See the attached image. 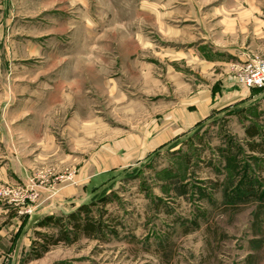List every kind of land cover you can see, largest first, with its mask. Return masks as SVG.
Returning <instances> with one entry per match:
<instances>
[{
	"label": "rangeland",
	"instance_id": "1",
	"mask_svg": "<svg viewBox=\"0 0 264 264\" xmlns=\"http://www.w3.org/2000/svg\"><path fill=\"white\" fill-rule=\"evenodd\" d=\"M222 1L0 0V264H264L245 134L264 132V87L183 57L221 56ZM182 108L199 114L188 126ZM76 182L103 234L28 261L36 222Z\"/></svg>",
	"mask_w": 264,
	"mask_h": 264
},
{
	"label": "crops",
	"instance_id": "2",
	"mask_svg": "<svg viewBox=\"0 0 264 264\" xmlns=\"http://www.w3.org/2000/svg\"><path fill=\"white\" fill-rule=\"evenodd\" d=\"M216 11L221 15L211 28L214 36H211L210 44L212 46L210 47L215 48L214 50L218 53H222L221 56L217 59H213V57L210 59L197 49L184 53L183 57L186 59L189 56L206 71L218 67L219 74L222 76L221 84L225 85L229 82L232 85L236 83L233 80L235 78L230 77L235 66L234 59L245 61L252 55L264 59V0H249L243 3H240V0H223ZM205 43L201 44L205 45ZM198 105L199 113L206 110L205 104L199 102ZM197 115L199 114L193 115L185 112L182 108L177 116L181 119L180 123L183 126H188L193 117ZM149 145L154 146L152 143ZM141 151L144 153L147 150H144L143 147ZM102 164L108 163L102 161ZM82 185V183L76 182L74 185L62 187L52 204L54 210L49 211L50 208H48L44 213L47 215L68 213L78 207L80 203H85L83 200L87 188L84 190ZM65 203L67 204L65 205ZM66 206L68 209H65Z\"/></svg>",
	"mask_w": 264,
	"mask_h": 264
},
{
	"label": "trees",
	"instance_id": "3",
	"mask_svg": "<svg viewBox=\"0 0 264 264\" xmlns=\"http://www.w3.org/2000/svg\"><path fill=\"white\" fill-rule=\"evenodd\" d=\"M245 134L249 139L247 146L253 155L251 159L262 174L264 173V132L260 126L253 124L245 128ZM262 183L264 185V182ZM256 196L251 193V202L256 201ZM94 206V202L91 201L69 212L66 217L46 215L39 219L35 224L34 238L26 254L27 260H38L52 247L60 244L70 245L80 237L87 239L100 237L105 226L92 215L91 209ZM51 229L54 232H48Z\"/></svg>",
	"mask_w": 264,
	"mask_h": 264
},
{
	"label": "built area",
	"instance_id": "4",
	"mask_svg": "<svg viewBox=\"0 0 264 264\" xmlns=\"http://www.w3.org/2000/svg\"><path fill=\"white\" fill-rule=\"evenodd\" d=\"M235 76L246 88L261 89L264 87V59L252 55L241 64L234 66Z\"/></svg>",
	"mask_w": 264,
	"mask_h": 264
}]
</instances>
